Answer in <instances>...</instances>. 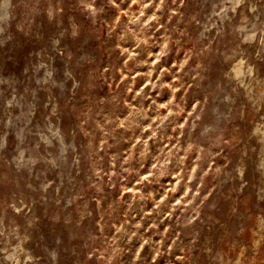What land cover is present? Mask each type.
<instances>
[{"label":"rangeland","instance_id":"rangeland-1","mask_svg":"<svg viewBox=\"0 0 264 264\" xmlns=\"http://www.w3.org/2000/svg\"><path fill=\"white\" fill-rule=\"evenodd\" d=\"M6 1L0 264H264V0Z\"/></svg>","mask_w":264,"mask_h":264},{"label":"bare ground","instance_id":"bare-ground-1","mask_svg":"<svg viewBox=\"0 0 264 264\" xmlns=\"http://www.w3.org/2000/svg\"><path fill=\"white\" fill-rule=\"evenodd\" d=\"M6 2H7V1L4 0V1L2 2V3H3L2 5L5 6V5H6ZM2 5H1V6H2ZM1 6H0V7H1ZM1 8H2V7H1ZM1 14H2V13H0V15H1ZM234 72H235V73H240V72H241V67H240L239 64H236V65L234 66Z\"/></svg>","mask_w":264,"mask_h":264}]
</instances>
